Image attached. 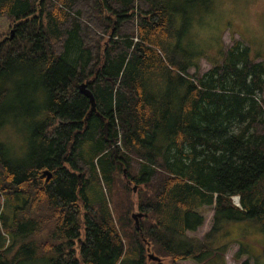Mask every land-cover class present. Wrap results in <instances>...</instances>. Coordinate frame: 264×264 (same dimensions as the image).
<instances>
[{"label": "trees", "instance_id": "1", "mask_svg": "<svg viewBox=\"0 0 264 264\" xmlns=\"http://www.w3.org/2000/svg\"><path fill=\"white\" fill-rule=\"evenodd\" d=\"M178 1L0 0L14 26L0 41V128L17 114L6 102L17 74L36 80L44 106L28 112L21 157L0 140V264H154L148 247L167 264H225L220 220L264 230V60L235 41L199 75ZM122 167L143 186L132 234L106 196ZM212 204L211 229L188 235Z\"/></svg>", "mask_w": 264, "mask_h": 264}, {"label": "rangeland", "instance_id": "2", "mask_svg": "<svg viewBox=\"0 0 264 264\" xmlns=\"http://www.w3.org/2000/svg\"><path fill=\"white\" fill-rule=\"evenodd\" d=\"M196 1L179 0L178 4L183 9L174 12V19L175 27L181 31L180 40L183 49L190 53L199 52L203 55L200 59L199 74L210 67L209 60L217 58L221 48L226 51L235 41L249 46L250 56L256 57L255 61L264 60V0H211L208 9H198ZM13 29L14 26H10L7 18L0 17V39L9 35ZM15 80L6 102L16 107L17 114L0 128V140L6 143L14 156L21 157L27 144L28 125L25 120L29 115L28 112L43 110L44 106L43 94L37 90L35 79L17 74ZM262 97L264 99V92ZM126 170V167L119 169L116 174L115 187L106 191V196L114 207L117 218H122L125 229L132 234L138 229L131 215L140 213L136 209V201L143 186L133 183L127 176ZM134 186L136 190H133ZM231 199L234 205L237 204V200L239 203L238 195H233ZM2 200L0 197V207ZM213 210V204L205 208L204 223L196 231H187V234L202 237L210 230ZM141 215L138 216L139 226L143 220V214ZM118 225L122 226L120 220ZM218 226L219 229L216 232L218 244L223 245L233 241L227 246L225 264H238L244 259H248L250 264H264V230L260 224L252 219H222ZM240 247L246 250V254L235 258ZM148 253H153L149 247L147 258ZM151 261L154 264H167L162 260L160 263L155 260ZM211 261L207 264H220L217 258L212 263ZM24 264H49V262L45 256L40 254L37 259ZM175 264L198 263L187 259L177 260Z\"/></svg>", "mask_w": 264, "mask_h": 264}, {"label": "water", "instance_id": "3", "mask_svg": "<svg viewBox=\"0 0 264 264\" xmlns=\"http://www.w3.org/2000/svg\"><path fill=\"white\" fill-rule=\"evenodd\" d=\"M13 33H14V31L11 30L10 34L7 35L6 37H3L0 41L1 42H5L7 40H11L12 37H13ZM78 90H79V92L83 93L89 99L90 103L93 105L94 98L92 96L91 91L86 87V83L78 84ZM41 174H42V176L46 175V180L48 178H50V176H51L50 172L47 169L43 170ZM124 176H126L125 172H124ZM133 190H136L135 186L133 187ZM131 216L133 217V219L135 221L136 228L139 229L140 227H139V224H138V216L139 217L142 216L141 213H132ZM147 250H148V248H147ZM148 259L155 260V261H158V263H160L158 257L155 256L153 253H148Z\"/></svg>", "mask_w": 264, "mask_h": 264}, {"label": "crops", "instance_id": "4", "mask_svg": "<svg viewBox=\"0 0 264 264\" xmlns=\"http://www.w3.org/2000/svg\"><path fill=\"white\" fill-rule=\"evenodd\" d=\"M200 66H201V65H200ZM210 66H211V65H210ZM209 68H210V67H208V69H209ZM208 69H207V70H208ZM207 70H205V71H207ZM189 72H194V68H192V70L189 69ZM203 72H204V71H202L200 74H202ZM200 74H199V75H200Z\"/></svg>", "mask_w": 264, "mask_h": 264}, {"label": "built area", "instance_id": "5", "mask_svg": "<svg viewBox=\"0 0 264 264\" xmlns=\"http://www.w3.org/2000/svg\"><path fill=\"white\" fill-rule=\"evenodd\" d=\"M236 202H237V204H236V205H239V203H238V200H237Z\"/></svg>", "mask_w": 264, "mask_h": 264}]
</instances>
